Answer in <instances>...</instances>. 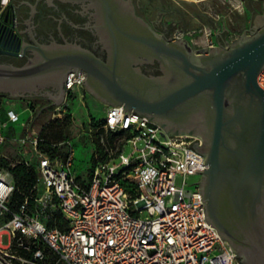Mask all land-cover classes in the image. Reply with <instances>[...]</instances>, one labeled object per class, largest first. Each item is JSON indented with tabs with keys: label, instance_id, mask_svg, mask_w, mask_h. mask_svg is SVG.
<instances>
[{
	"label": "built area",
	"instance_id": "2783aa9c",
	"mask_svg": "<svg viewBox=\"0 0 264 264\" xmlns=\"http://www.w3.org/2000/svg\"><path fill=\"white\" fill-rule=\"evenodd\" d=\"M12 1L0 0V26L16 25ZM74 73H67L64 99L84 89L83 72ZM257 83L264 88V68ZM123 107L106 105L91 165L79 176L70 142L44 137L30 119L18 136L6 134L19 113L15 101L4 106L0 145L11 138L29 144L18 163L33 169L35 181L13 208L16 163H0V264H241L205 219L197 169L206 165L192 146L198 139L167 133Z\"/></svg>",
	"mask_w": 264,
	"mask_h": 264
},
{
	"label": "water",
	"instance_id": "95a60500",
	"mask_svg": "<svg viewBox=\"0 0 264 264\" xmlns=\"http://www.w3.org/2000/svg\"><path fill=\"white\" fill-rule=\"evenodd\" d=\"M97 1L111 41L107 60L80 46L37 45L38 57L26 65L0 64V93L23 98L34 80L53 71L64 73L65 89L67 73L83 71L85 89L105 105L122 104L167 133L200 136L202 146H192L206 165L197 169L205 219L241 264H264V88L257 83L264 15L228 46L205 52L166 40L114 0ZM154 60L160 74L136 65Z\"/></svg>",
	"mask_w": 264,
	"mask_h": 264
},
{
	"label": "flooded vegetation",
	"instance_id": "af4514ba",
	"mask_svg": "<svg viewBox=\"0 0 264 264\" xmlns=\"http://www.w3.org/2000/svg\"><path fill=\"white\" fill-rule=\"evenodd\" d=\"M114 1L121 10L133 11L166 40H186L192 50L205 49V52H209L215 47L228 46L244 32L248 33V28H243L238 35L230 38L229 28L225 24L218 26L192 7L180 5L175 0ZM12 4L17 21L14 28L7 24L0 26V64L26 65L38 57L35 49L37 45L80 46L102 60H107L111 52V41L102 8L97 0H13ZM260 15H264V12ZM200 21L214 29V41L203 47H195L186 39L184 33L194 31L197 25L201 24ZM255 25L256 17L249 27L252 29ZM136 65L146 74L161 73L157 60ZM63 76L62 71H53L38 77L34 80L33 90L23 92V98L45 99L51 102L60 98L65 94ZM0 95L7 97L9 92ZM182 134L196 137L197 148L202 146L203 140L200 136Z\"/></svg>",
	"mask_w": 264,
	"mask_h": 264
},
{
	"label": "rangeland",
	"instance_id": "374dc122",
	"mask_svg": "<svg viewBox=\"0 0 264 264\" xmlns=\"http://www.w3.org/2000/svg\"><path fill=\"white\" fill-rule=\"evenodd\" d=\"M183 6L192 7L193 10L205 15L218 26L222 23L229 28V35L235 37L243 28H249L256 14L264 12V0H175ZM197 25L194 31L184 33L187 40L195 47H203L214 41V29L203 22ZM194 24V23H193ZM16 101V110L19 120L6 127L5 133L11 136L23 132V124L30 119L33 129L41 131L42 135L52 141L65 140L74 147V169L77 175H84L91 165L93 141L95 140V126L103 118L106 105L83 88H75L68 93L59 110L53 108L59 104L36 98H1L0 112L10 101ZM62 101V102H63ZM53 114H56L55 116ZM57 136H53V135ZM17 149L20 152L17 153ZM30 150L28 143L17 146L11 138L0 145V158L5 156L8 163H18L19 159ZM196 177H190L193 180ZM181 178H176V184ZM6 242V236H3Z\"/></svg>",
	"mask_w": 264,
	"mask_h": 264
},
{
	"label": "trees",
	"instance_id": "16d2710c",
	"mask_svg": "<svg viewBox=\"0 0 264 264\" xmlns=\"http://www.w3.org/2000/svg\"><path fill=\"white\" fill-rule=\"evenodd\" d=\"M2 97L3 96L0 95V102ZM53 136H57V135L55 134ZM95 140H96V133H95ZM0 163L3 164L4 166L8 165V161L3 160V158H0ZM10 169L14 174L13 182L15 185V189L9 203L13 208H15L21 201H23L24 197L27 194H29L31 186L35 181V174L33 169L28 168L26 165L22 163H16L15 166L10 167Z\"/></svg>",
	"mask_w": 264,
	"mask_h": 264
},
{
	"label": "crops",
	"instance_id": "0c3cea01",
	"mask_svg": "<svg viewBox=\"0 0 264 264\" xmlns=\"http://www.w3.org/2000/svg\"><path fill=\"white\" fill-rule=\"evenodd\" d=\"M15 2V1H14ZM4 97V96H3ZM4 98H12V97H9V96H7V97H4ZM11 101V100H10ZM12 101H15V100H12ZM16 102V101H15ZM7 127H9V128H12L13 130H14V128L11 126V125H8Z\"/></svg>",
	"mask_w": 264,
	"mask_h": 264
}]
</instances>
